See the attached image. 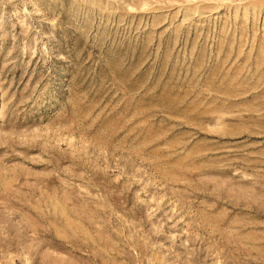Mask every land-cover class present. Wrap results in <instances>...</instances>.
<instances>
[{
	"label": "rangeland",
	"instance_id": "obj_1",
	"mask_svg": "<svg viewBox=\"0 0 264 264\" xmlns=\"http://www.w3.org/2000/svg\"><path fill=\"white\" fill-rule=\"evenodd\" d=\"M0 264H264V0H0Z\"/></svg>",
	"mask_w": 264,
	"mask_h": 264
}]
</instances>
